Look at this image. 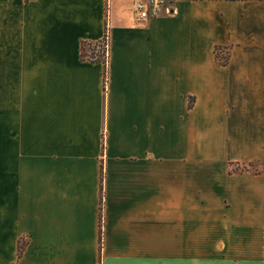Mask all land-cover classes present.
<instances>
[{
	"label": "crops",
	"instance_id": "obj_1",
	"mask_svg": "<svg viewBox=\"0 0 264 264\" xmlns=\"http://www.w3.org/2000/svg\"><path fill=\"white\" fill-rule=\"evenodd\" d=\"M0 264H264V0H0Z\"/></svg>",
	"mask_w": 264,
	"mask_h": 264
},
{
	"label": "trees",
	"instance_id": "obj_2",
	"mask_svg": "<svg viewBox=\"0 0 264 264\" xmlns=\"http://www.w3.org/2000/svg\"><path fill=\"white\" fill-rule=\"evenodd\" d=\"M109 58V39L107 31L101 41H83L81 44V60L88 63H102L107 72ZM223 64V62H220Z\"/></svg>",
	"mask_w": 264,
	"mask_h": 264
},
{
	"label": "built area",
	"instance_id": "obj_3",
	"mask_svg": "<svg viewBox=\"0 0 264 264\" xmlns=\"http://www.w3.org/2000/svg\"><path fill=\"white\" fill-rule=\"evenodd\" d=\"M177 0H135V10L141 20H149L168 14Z\"/></svg>",
	"mask_w": 264,
	"mask_h": 264
}]
</instances>
